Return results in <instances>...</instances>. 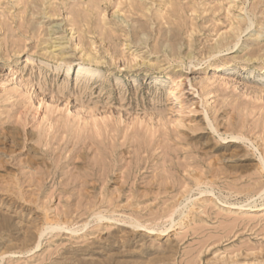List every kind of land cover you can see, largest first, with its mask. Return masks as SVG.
Returning a JSON list of instances; mask_svg holds the SVG:
<instances>
[{"label":"rangeland","instance_id":"374dc122","mask_svg":"<svg viewBox=\"0 0 264 264\" xmlns=\"http://www.w3.org/2000/svg\"><path fill=\"white\" fill-rule=\"evenodd\" d=\"M0 264H264V0H0Z\"/></svg>","mask_w":264,"mask_h":264},{"label":"bare ground","instance_id":"6f19581e","mask_svg":"<svg viewBox=\"0 0 264 264\" xmlns=\"http://www.w3.org/2000/svg\"><path fill=\"white\" fill-rule=\"evenodd\" d=\"M229 69H231V68H228V72H234V70H229ZM78 75L79 76H84V75H86V74H90L91 72H92V67L91 66H88V65H84V66H80V68L78 69ZM170 95H174V92H173V90H170ZM234 139L236 140V139H239L238 137H234ZM249 206V205H248ZM240 207V206H239ZM249 208V207H248ZM256 210V209H255ZM99 218H101V217H99ZM157 231V230H156ZM168 231V230H167ZM158 233V232H157ZM156 233V234H157ZM158 234H160V233H158Z\"/></svg>","mask_w":264,"mask_h":264}]
</instances>
